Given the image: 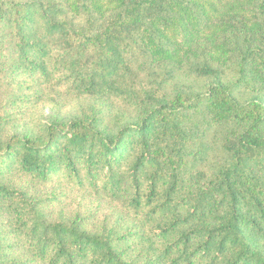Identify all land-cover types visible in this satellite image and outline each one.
<instances>
[{"label":"trees","instance_id":"1","mask_svg":"<svg viewBox=\"0 0 264 264\" xmlns=\"http://www.w3.org/2000/svg\"><path fill=\"white\" fill-rule=\"evenodd\" d=\"M76 1L0 0V264H264V0L224 14L220 52L197 42L183 76L174 41L164 62L148 48L177 0ZM49 94L82 113L7 134ZM64 185L99 209L55 217Z\"/></svg>","mask_w":264,"mask_h":264},{"label":"rangeland","instance_id":"2","mask_svg":"<svg viewBox=\"0 0 264 264\" xmlns=\"http://www.w3.org/2000/svg\"><path fill=\"white\" fill-rule=\"evenodd\" d=\"M64 4L68 6L71 11L75 10L77 1L76 0H63ZM119 0H95V7L100 14L98 16H106ZM248 0H177V5L174 8V16L176 17V24L172 28L160 27L157 23L155 28L161 33L164 39L162 44H155L154 40H149L148 48L149 53L157 62L158 60L164 62L167 59L165 51L169 49L163 45V42L168 40L169 45L171 41L177 44L176 54L178 56L168 57L172 60L174 65H176L178 72L176 74L184 75L183 70H181V61H183L184 55L195 52L196 43H203L207 39H210L211 45L207 48L209 53L214 54V52H220L219 48L212 41L214 33L218 30L219 26L222 24V16L233 9L244 8L246 9V2ZM73 12V11H72ZM204 12V17L208 18L210 23L206 25L207 19H201ZM200 13V14H199ZM248 14V13H246ZM202 25H206V28L200 30ZM191 38L192 42H186ZM167 41V43H168ZM167 45V46H169ZM165 47V48H162ZM162 48V49H161ZM167 66L163 64L162 67ZM173 69L172 65H169ZM162 73V70H158L157 74ZM185 77V76H184ZM200 81V80H197ZM201 82V81H200ZM171 81L169 82V84ZM12 89L0 82V107L7 101L10 97ZM58 94L48 95L43 101L38 102L36 105H32L30 108L25 110V115L10 124L6 130L7 134H14L15 132L20 133L22 130H34L41 124H45L48 120L54 117H61L65 120H69L82 113V108L84 106V99L82 98H71L61 95V101L58 104L53 99V96ZM264 102V97H262ZM69 187L68 185H64ZM70 188V187H69ZM53 190V188L51 189ZM50 190V191H51ZM68 190L70 192V197L66 204L57 205L53 210L55 212V217L60 214H67L76 211L79 206H82L85 211L94 210L97 211L96 200L89 195H80L77 191ZM99 217L103 216V209H101Z\"/></svg>","mask_w":264,"mask_h":264}]
</instances>
